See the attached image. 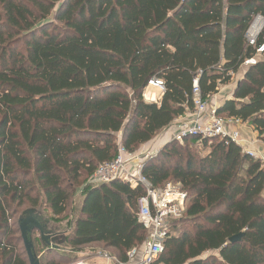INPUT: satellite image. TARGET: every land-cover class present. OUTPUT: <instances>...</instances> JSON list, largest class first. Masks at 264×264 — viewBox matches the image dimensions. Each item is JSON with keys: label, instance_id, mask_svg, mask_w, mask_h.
I'll use <instances>...</instances> for the list:
<instances>
[{"label": "trees", "instance_id": "1", "mask_svg": "<svg viewBox=\"0 0 264 264\" xmlns=\"http://www.w3.org/2000/svg\"><path fill=\"white\" fill-rule=\"evenodd\" d=\"M257 15L264 0H0V264H30L27 210L60 222L78 195L62 248L33 230L40 263L73 264L64 252L88 246L126 261L147 237L136 215L144 187L78 188L120 145L136 152L192 108L196 78L205 100L231 83L264 44V27L255 46L246 37ZM152 78L165 81L158 102L144 99ZM217 112L264 139V59ZM200 145L210 151H192ZM143 174L189 197L154 264H264V170L240 145L172 140Z\"/></svg>", "mask_w": 264, "mask_h": 264}, {"label": "built area", "instance_id": "2", "mask_svg": "<svg viewBox=\"0 0 264 264\" xmlns=\"http://www.w3.org/2000/svg\"><path fill=\"white\" fill-rule=\"evenodd\" d=\"M263 27L264 17L257 15L246 35L250 45H256ZM263 59L264 44L257 48L255 56L245 60L242 67L256 65ZM150 88H156L163 94L166 90L165 81L152 78L144 91V99L147 102H158L159 97L152 94ZM211 101L212 99H203L199 80L196 78L193 83V107L187 108L186 112L172 123V140L183 142L188 137H197L231 141L258 160L264 170V149L253 148V144L260 138L256 141L244 139L241 133L242 120L219 115L218 106L212 105ZM145 161L144 152H131L120 145L117 156L111 161L99 164L84 185H99L119 180L128 183L132 188L142 186L145 189V193L137 201L136 211L138 221L147 231L145 241L141 246L133 247L127 252L126 261L119 260L106 250H99L93 257L103 260L100 264H154L165 251L167 239L172 236V223L185 215L189 197L182 185L168 181L160 187L153 186L143 174ZM73 264L95 263H92L91 258H86L78 259Z\"/></svg>", "mask_w": 264, "mask_h": 264}, {"label": "crops", "instance_id": "3", "mask_svg": "<svg viewBox=\"0 0 264 264\" xmlns=\"http://www.w3.org/2000/svg\"><path fill=\"white\" fill-rule=\"evenodd\" d=\"M246 70H247L246 67H241L240 70L233 76V80L231 81V83H229L227 86L225 85L227 88H230V86H231L232 89H231V91H229L226 94L225 98L222 101H220L219 105L223 104L226 99L233 97L234 91L236 90V86H237L238 82L243 78ZM150 92L152 94H154L155 96L159 97V99H161L162 93H160V91L158 89L150 88ZM219 93H220V91H219ZM218 94H216L214 97H216ZM214 97L212 98L213 101H214ZM172 133H173V127L171 124L168 128L162 130L156 136L157 141L161 144H164V143L167 144V142L171 141V139H172ZM241 133H242L243 138L248 140V141L249 140L250 141L251 140L256 141L257 139H259L257 131H255L253 126L248 124V123H243V125L241 126ZM253 148L254 149H264V139L260 138L258 141H256L253 144ZM40 215H41V213H40ZM42 218L47 219V217H45V216H43ZM72 218H73V213H71L69 218L64 219L63 221H60V222L50 221L49 223L46 224L47 229L52 232L51 239L55 240V243L60 244V245L63 244L64 239H65L66 235L68 234L67 223ZM92 247H95V246H91V248ZM90 258L93 260V262L95 264H100L103 262V260L95 258V257H90Z\"/></svg>", "mask_w": 264, "mask_h": 264}, {"label": "rangeland", "instance_id": "4", "mask_svg": "<svg viewBox=\"0 0 264 264\" xmlns=\"http://www.w3.org/2000/svg\"><path fill=\"white\" fill-rule=\"evenodd\" d=\"M227 86V85H226ZM225 85L221 86V90H220V93L214 97V101L212 100V105L214 106H218L220 101H222L226 94L231 91V86L230 88H227ZM150 91V89H149ZM172 141V139H171ZM170 142V141H169ZM167 142V143H169ZM166 144H161L157 141V137L155 136L150 142L146 143L145 145L141 146L139 149H137L136 152H144V155L146 157V160L148 159V157H152V156H159L160 155V151L163 149V147L165 146ZM191 149L193 152H195L196 154H199L200 155H206L208 151H210L208 148H202L201 145L196 147V146H191ZM84 183L83 185H81L79 188H78V194L82 191V188L84 187ZM74 199V198H73ZM81 201H82V197L80 195H78L77 197H75V201L72 200L70 202V205L68 207V211H67V214L68 215H71V213L74 211L75 213V217H77L78 215V210L80 208V204H81ZM18 215L15 216V218L17 219ZM174 233H176L174 231ZM59 247H63V245H60L58 244ZM21 247L24 249L23 247V244L21 243ZM36 253L38 254V257H40V247L39 246H36ZM99 250H105L103 247H85V248H82L81 250L79 251H74L72 252L71 250H67L66 254H68V258L70 261H76L78 259H86V258H90V257H93ZM91 261V260H90ZM92 263H93V260H92Z\"/></svg>", "mask_w": 264, "mask_h": 264}, {"label": "water", "instance_id": "5", "mask_svg": "<svg viewBox=\"0 0 264 264\" xmlns=\"http://www.w3.org/2000/svg\"><path fill=\"white\" fill-rule=\"evenodd\" d=\"M49 219H43L40 213L36 209H29L25 212V216L20 219V230L23 239V244L28 256L30 264H41L38 257L35 244L32 237L34 229H38L42 241L48 245L59 247L55 240L51 239L52 232L47 229L46 224L49 223ZM244 233H240L230 239L231 242L241 240Z\"/></svg>", "mask_w": 264, "mask_h": 264}]
</instances>
